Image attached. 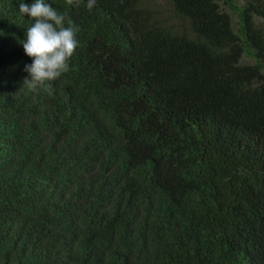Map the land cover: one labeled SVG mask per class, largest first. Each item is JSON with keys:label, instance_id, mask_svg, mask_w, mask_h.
Wrapping results in <instances>:
<instances>
[{"label": "trees", "instance_id": "16d2710c", "mask_svg": "<svg viewBox=\"0 0 264 264\" xmlns=\"http://www.w3.org/2000/svg\"><path fill=\"white\" fill-rule=\"evenodd\" d=\"M21 2L0 0V264H264V0H46L78 47L34 91Z\"/></svg>", "mask_w": 264, "mask_h": 264}, {"label": "clouds", "instance_id": "9594fccd", "mask_svg": "<svg viewBox=\"0 0 264 264\" xmlns=\"http://www.w3.org/2000/svg\"><path fill=\"white\" fill-rule=\"evenodd\" d=\"M66 5L79 7L80 0H65ZM96 0H88L91 10ZM19 13L32 21L22 44L25 56L32 63L25 66L29 78L24 81L29 90H50L51 82L69 71V62L78 47V28L46 0H34L31 4H19ZM67 25V26H66Z\"/></svg>", "mask_w": 264, "mask_h": 264}]
</instances>
